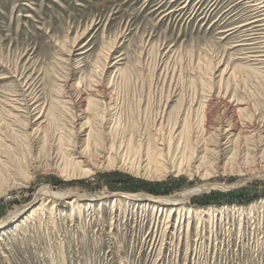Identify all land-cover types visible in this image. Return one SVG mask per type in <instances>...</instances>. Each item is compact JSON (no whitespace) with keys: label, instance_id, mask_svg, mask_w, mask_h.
Listing matches in <instances>:
<instances>
[{"label":"rangeland","instance_id":"rangeland-1","mask_svg":"<svg viewBox=\"0 0 264 264\" xmlns=\"http://www.w3.org/2000/svg\"><path fill=\"white\" fill-rule=\"evenodd\" d=\"M257 19L264 0H0V221L24 209L0 264H264Z\"/></svg>","mask_w":264,"mask_h":264},{"label":"bare ground","instance_id":"bare-ground-1","mask_svg":"<svg viewBox=\"0 0 264 264\" xmlns=\"http://www.w3.org/2000/svg\"><path fill=\"white\" fill-rule=\"evenodd\" d=\"M252 5V4H251ZM262 23L260 24V21H259V19H257V20H254V21H252L251 23H249V24H253V25H255L254 26V28H257L256 30L258 31L259 29H261V31L263 30L264 31V20H262L261 21ZM257 24V25H256ZM256 35V34H255ZM261 35V34H260ZM258 36V35H257ZM263 38H264V36H263ZM264 56V55H263ZM100 93H101V91H100ZM104 92H102V94H100V96L101 97H105V94H103ZM48 111V110H47ZM240 111V110H239ZM41 115V114H40ZM238 118V117H237ZM41 119V117H38V119L37 120H40ZM237 123V122H236ZM234 125V124H233ZM221 126V125H220ZM223 127V126H222ZM235 128V127H234ZM252 131V130H251ZM237 132V131H236ZM223 134V133H222ZM233 134V133H232ZM248 135V134H247ZM170 167V166H169ZM263 172V171H262ZM251 179V178H250ZM218 183V182H217ZM217 184H215V183H213V184H205V185H203L202 187H207V188H209V187H213V186H216ZM218 187V186H217ZM196 192H202V189L200 188V189H198V190H189L186 194H188V196L190 195H193L194 193H196ZM75 194V193H74ZM40 195L41 196H43V195H51L52 197H54V198H64L66 195H67V193H64V192H56V191H52V190H50V189H48V188H43V189H41V192H40ZM118 195V194H117ZM46 196V197H47ZM93 196V195H92ZM96 196V195H95ZM67 198V197H66ZM75 198H77V199H80V200H85V199H89V198H86V197H83V195H81V194H77L76 193V197ZM95 198V197H94ZM99 198V197H98ZM161 198V197H160ZM48 199V198H47ZM90 200H93V199H90ZM89 200V201H90ZM118 200L119 199H117V200H114V202H113V209L112 210H114L115 209V204H117V202H118ZM156 200V199H155ZM162 201H169L170 199L169 198H162L161 199ZM176 201V200H175ZM57 202V201H56ZM45 203H47V202H45ZM178 203V202H177ZM88 205L90 204V203H87ZM147 206V205H146ZM54 209V208H53ZM23 208L22 207H20V208H18V209H14V211H12L11 213H9L7 216H5L4 218H3V220L2 221H0V225L2 224V225H5L7 222H8V220H13L18 214H21L22 212H23ZM177 210V209H176ZM31 214L33 215L34 214V212H31ZM31 214H29L28 216H31ZM193 215V212H190L189 213V216L191 217ZM189 217V218H190ZM27 218V217H26ZM0 240H3V237L1 236V234H0Z\"/></svg>","mask_w":264,"mask_h":264}]
</instances>
